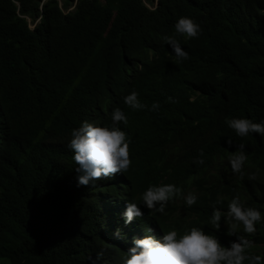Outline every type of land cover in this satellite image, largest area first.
<instances>
[{
  "label": "trees",
  "instance_id": "1",
  "mask_svg": "<svg viewBox=\"0 0 264 264\" xmlns=\"http://www.w3.org/2000/svg\"><path fill=\"white\" fill-rule=\"evenodd\" d=\"M180 16L198 22L202 37L189 44L176 34ZM248 17L233 0H0V264L123 263L130 236H102L110 225L96 212L95 192L107 195L110 182L78 186L67 147L72 128L110 123L114 107L127 116L121 127L131 148L126 193L112 185L114 195L139 202L166 178L197 183L192 207L173 199L158 213L138 204L144 215L130 227L141 233L152 223L162 235L197 226L227 245L235 236L226 235L223 215L233 195L264 215L254 170L264 165V145L225 123L264 118V18ZM165 35L187 60L176 63ZM133 89L145 108L124 104ZM153 102L159 107L149 110ZM241 143L247 159L233 173L217 158ZM217 200L218 230L207 222ZM254 227L237 231L264 258V219Z\"/></svg>",
  "mask_w": 264,
  "mask_h": 264
},
{
  "label": "clouds",
  "instance_id": "2",
  "mask_svg": "<svg viewBox=\"0 0 264 264\" xmlns=\"http://www.w3.org/2000/svg\"><path fill=\"white\" fill-rule=\"evenodd\" d=\"M233 1L237 6H243L250 18L254 16L257 20L264 18V0ZM226 13L231 21V15L227 11ZM173 27L175 33L183 35L189 44L192 38L203 35L200 24L188 16L178 17ZM258 36L264 44V38L261 35ZM162 40L171 48L176 63L189 58L188 52L181 47L175 36L165 35ZM123 102L132 110L145 108L135 89L123 96ZM158 107L159 104L153 102L149 110H156ZM225 123L236 136L251 137L252 140L264 145V118L255 115L233 116L226 117ZM122 124H127V116L120 107H114L110 114V123L100 124L82 120L77 127L71 129L70 138L67 141V147L71 150V158L75 165L78 186L95 181L97 185L101 182L105 184L110 182V185L102 187L107 195L102 190L95 192L96 195H100L96 212L110 225L107 227L108 234L104 233L102 236L107 235L113 241L115 237L120 239L121 234L130 236V240L126 243L128 247L125 257L122 258V264H264V258L261 255L249 251L251 242L237 231L242 225L244 233H253L254 225L259 224L264 219V215L258 208L247 206L238 195H233L227 202V210L223 215L226 222V235L235 236V239L229 240L227 245L221 243L216 235L205 232L202 227L197 226H192L183 232H178L173 227L162 235L159 228L152 223L143 229L144 232L141 228V233L136 228L130 227L131 223L139 224L137 218L144 215L138 204L158 213H163L165 206L173 199L178 200L182 209L192 207L197 201V196L193 193L197 183L189 177L182 181H167L166 178L161 184H149L141 193L139 202L126 201L124 196L114 195L113 188L110 187L112 185L123 188L119 191L121 194L126 193L125 183L128 181L126 172L131 163L130 140L121 127ZM227 142L231 143L230 140ZM174 148L185 158L190 157L192 153L180 145ZM236 148L237 150L231 154H221L217 158L222 162L226 159L233 173L241 172L243 163L247 159L244 144L241 143ZM196 160L200 164L205 162L202 156L197 157ZM256 164L255 175L258 176L259 182L264 183V165ZM194 175L201 174L195 171ZM122 199L125 200V204H122ZM220 203V200L214 202L207 221L217 230L221 226L222 213L215 205ZM116 225L119 227L115 228Z\"/></svg>",
  "mask_w": 264,
  "mask_h": 264
}]
</instances>
